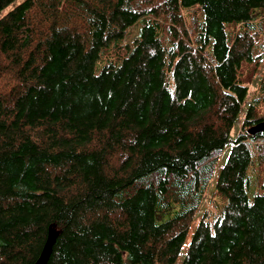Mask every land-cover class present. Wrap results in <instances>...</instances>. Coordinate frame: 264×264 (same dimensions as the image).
I'll list each match as a JSON object with an SVG mask.
<instances>
[{"label": "trees", "instance_id": "obj_1", "mask_svg": "<svg viewBox=\"0 0 264 264\" xmlns=\"http://www.w3.org/2000/svg\"><path fill=\"white\" fill-rule=\"evenodd\" d=\"M15 1L0 0V264H34L50 226L47 264H175L228 147L224 205L199 216L180 264H264V185L247 195L264 133L230 138L264 0H23L2 14ZM262 100L264 73L244 128L264 121Z\"/></svg>", "mask_w": 264, "mask_h": 264}, {"label": "rangeland", "instance_id": "obj_2", "mask_svg": "<svg viewBox=\"0 0 264 264\" xmlns=\"http://www.w3.org/2000/svg\"><path fill=\"white\" fill-rule=\"evenodd\" d=\"M21 1H23V0H16L13 4L8 6L2 12V14L9 11L13 6L20 3ZM194 13L195 12H193V11H190V12L189 11H182V14L185 17L186 23L190 22V18H191L190 16L191 15L197 16V14L196 13L194 14ZM261 17H262V20H261L262 29L259 31L260 33H259L258 39H257V43L259 45V51L261 52V54L258 56V63L256 65H253L252 67H248L245 65L243 67L242 76H243V81L248 86V93H247L245 101L241 107V112L239 114L238 120H237V122H236V124H235V126L231 132L230 138L232 140L234 138H236L237 135H239L240 133L247 132V130L250 128V127L244 128L242 125V122L244 119V114H245L247 108L251 105L252 100L259 97V83H260V80H261L263 73H264V10L261 11ZM139 29H140V24L139 23L135 24L130 29L129 34L125 38L124 44L131 45L132 39L138 33ZM104 63H105L104 60L97 62L95 65V71L99 72ZM257 111H258V117L264 116V100H262V102L259 103ZM258 144H260L261 146H264L263 143H261V142ZM229 149H230L229 147L226 148L224 150V152H222L220 154V156L218 157L215 173L222 166ZM256 154H257V152H256ZM254 161L255 162L253 163V166L250 167V169L248 171V174L250 176V183H249V186L247 188V195H248L249 199H251L254 194L261 193L263 190V185H264V161L263 162L260 161L257 157H254ZM215 173H214V175H215ZM214 175H213V178H212V180L209 184V187L207 189L203 206L200 209L199 213L197 214L198 217H196V219L191 223V225L189 227L188 234H187L186 240L184 242V245L182 247L180 256L178 257L175 264L181 263V260L187 251V248H188V245H189V242L191 239V235L196 228L199 216H201V214L205 210H208L207 212L209 214V220H212L220 212V210L222 209V207L224 205V201L219 196H217L215 193V190H214V177L215 176Z\"/></svg>", "mask_w": 264, "mask_h": 264}, {"label": "water", "instance_id": "obj_3", "mask_svg": "<svg viewBox=\"0 0 264 264\" xmlns=\"http://www.w3.org/2000/svg\"><path fill=\"white\" fill-rule=\"evenodd\" d=\"M247 133L251 136L264 133V121L258 122L257 124L251 126L247 130ZM57 235H58V231H56L55 227L50 226L48 228L47 238L42 248V251L34 264H47L52 251L53 244L55 243V240L57 238Z\"/></svg>", "mask_w": 264, "mask_h": 264}]
</instances>
